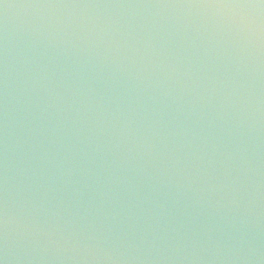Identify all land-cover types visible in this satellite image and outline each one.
<instances>
[{"label": "clouds", "instance_id": "obj_1", "mask_svg": "<svg viewBox=\"0 0 264 264\" xmlns=\"http://www.w3.org/2000/svg\"><path fill=\"white\" fill-rule=\"evenodd\" d=\"M27 7L62 11L19 48L0 35V264L239 259L226 229L242 176L255 186L241 137L264 124V0Z\"/></svg>", "mask_w": 264, "mask_h": 264}, {"label": "water", "instance_id": "obj_2", "mask_svg": "<svg viewBox=\"0 0 264 264\" xmlns=\"http://www.w3.org/2000/svg\"><path fill=\"white\" fill-rule=\"evenodd\" d=\"M37 2L38 0H3L0 3V35L7 31L9 39L15 41L18 48L22 45L29 25L42 12L62 11L27 7V5ZM241 141L249 149L246 155L250 157L251 166L254 169L250 176L255 186L249 183L248 176H242L241 206L238 210L229 213V216L234 219L226 231L234 238L232 243L238 249L234 255L239 259L213 260L211 253L201 251L198 252V255H202L206 259L193 262V264H264V124L252 134L251 139L245 130ZM20 159L18 155V167H22V164L19 163ZM21 178V173L18 171V179ZM249 191L254 193L251 204H249ZM20 255L24 256L25 254L21 252ZM31 255L33 259L30 261L21 259L17 264H75L74 261L57 259L53 252H36Z\"/></svg>", "mask_w": 264, "mask_h": 264}]
</instances>
